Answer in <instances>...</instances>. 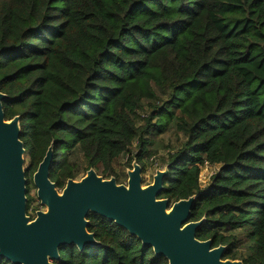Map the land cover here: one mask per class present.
I'll return each instance as SVG.
<instances>
[{"label": "trees", "instance_id": "1", "mask_svg": "<svg viewBox=\"0 0 264 264\" xmlns=\"http://www.w3.org/2000/svg\"><path fill=\"white\" fill-rule=\"evenodd\" d=\"M0 90L6 120L21 117L26 176L53 145L58 189L91 168L122 184L123 155L144 172L159 136H183L161 157L159 198L198 194L197 238L264 264V0H0ZM206 164L221 167L203 187ZM88 219L101 245L65 246L55 264L169 263L115 222Z\"/></svg>", "mask_w": 264, "mask_h": 264}, {"label": "water", "instance_id": "2", "mask_svg": "<svg viewBox=\"0 0 264 264\" xmlns=\"http://www.w3.org/2000/svg\"><path fill=\"white\" fill-rule=\"evenodd\" d=\"M9 96L0 90V258L13 264H55L61 248L100 246L88 231L90 214L115 222L152 247L168 264H244L224 259L226 246L213 247L212 240L197 238L205 217L190 221L198 194L172 203L159 198L164 190L168 165L158 168L154 181L143 186L142 167L135 160L128 181L103 178L94 168L81 180L69 179L58 189L50 178L53 145L33 175L37 195L46 211L32 219L27 215L28 197L20 116L6 120L3 101ZM61 190V191H60Z\"/></svg>", "mask_w": 264, "mask_h": 264}, {"label": "rangeland", "instance_id": "3", "mask_svg": "<svg viewBox=\"0 0 264 264\" xmlns=\"http://www.w3.org/2000/svg\"><path fill=\"white\" fill-rule=\"evenodd\" d=\"M138 121L140 122L141 118H138ZM183 140H184L183 136H179L173 131H169L159 136L156 139L155 148L158 149V155L152 157L148 161V167L146 171L142 172L143 186H147L154 181V175L156 174L157 169L162 168L160 167L162 163L161 157L165 156L170 150H176L179 146H181ZM24 159H25L24 169L26 170L30 164V160L27 154L24 155ZM73 159L76 161L79 160V162L83 161L82 157L78 154L73 156ZM126 161H127V156L123 155L115 165L116 171L119 172L121 177L124 179L123 183H126L128 181L126 174H128V171L130 170V168H128L127 165L125 164ZM220 167H221L220 165H210V164H206L201 167L200 182L203 187L206 186L210 182L212 175L217 173ZM85 175H86V172L84 169H82L80 173L78 174L76 180H81ZM29 185H31V188H30V191L27 192V197L29 193L30 196L34 198V201L31 207L32 209L30 211H27V215L31 216L32 219H34L38 211L40 210L46 211L47 207L45 205H42L41 201L38 198L37 188L35 187L33 183V177L32 179L28 178L27 187H29Z\"/></svg>", "mask_w": 264, "mask_h": 264}]
</instances>
